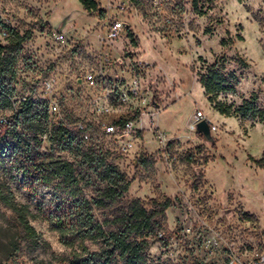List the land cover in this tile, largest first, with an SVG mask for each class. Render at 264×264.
I'll use <instances>...</instances> for the list:
<instances>
[{
	"label": "rangeland",
	"instance_id": "rangeland-1",
	"mask_svg": "<svg viewBox=\"0 0 264 264\" xmlns=\"http://www.w3.org/2000/svg\"><path fill=\"white\" fill-rule=\"evenodd\" d=\"M93 1L97 9L87 10L79 0H0L1 44L11 29L28 35L15 72L0 78V118L37 136L32 144L40 152L71 161L89 199L111 185L109 169L120 184L129 183L117 200L95 206L100 222L129 212L135 200L151 211L171 199L151 231L132 236L146 242L148 264H223L228 251L242 259L262 253L264 120L221 114L200 79L218 70L234 90L219 93L216 102L235 108L255 94L264 110V0H197L196 8L195 0ZM114 20L125 31L109 39ZM27 99L41 105L46 133L25 123ZM132 119L134 129L124 131ZM202 120L210 140L196 132ZM112 123L121 129L108 133ZM59 125L71 130L73 149L49 141ZM0 180L37 212L4 168ZM31 223L42 238L37 248L0 203V264H69L75 250L54 224L40 217ZM87 245L99 252L104 243Z\"/></svg>",
	"mask_w": 264,
	"mask_h": 264
},
{
	"label": "trees",
	"instance_id": "trees-1",
	"mask_svg": "<svg viewBox=\"0 0 264 264\" xmlns=\"http://www.w3.org/2000/svg\"><path fill=\"white\" fill-rule=\"evenodd\" d=\"M79 1L87 10L97 9L93 0ZM197 3L195 0V8ZM6 39V44L0 42V78L15 72L16 53L28 35L11 29ZM200 82L221 114L264 120V110L258 106L255 94L235 108L216 102L219 93L234 90L218 70H211L201 77ZM6 102L7 106L10 105V99L6 98ZM40 106L27 99L21 111L25 123L35 125L40 132L46 133L42 126L46 114L39 110ZM19 127L20 123L16 120H11L8 126L0 123V168H4L7 175L26 190L29 199L36 203L37 212L34 213L29 204H21L15 199L7 180H0V203L12 211L15 229L23 234L29 245L37 248L42 243L41 235L31 223L32 218L40 217L53 223L61 241L75 250L69 264H148L146 242L133 240L132 236L151 231L154 218L171 206V199L167 198L160 209L151 211L140 200H135L129 212L117 216L113 221L100 222L95 216V206L104 207L108 205L107 201L117 200L128 189L129 183L120 184L118 179L113 178L114 174L108 173L109 169L106 175L111 185L103 190L101 197L89 199L81 183L84 177L75 165L51 152H40L32 144L33 139L38 141L37 136L31 138ZM49 141L63 151L75 147L71 130L62 125L50 131ZM75 149L82 151L81 144H77ZM41 189L52 193L49 200L41 194ZM109 223H114L115 228H106ZM88 240L102 241L104 246L99 252H91Z\"/></svg>",
	"mask_w": 264,
	"mask_h": 264
},
{
	"label": "built area",
	"instance_id": "built-area-1",
	"mask_svg": "<svg viewBox=\"0 0 264 264\" xmlns=\"http://www.w3.org/2000/svg\"><path fill=\"white\" fill-rule=\"evenodd\" d=\"M125 31V24L120 20H114L107 29V36L109 39H118L122 36V34ZM50 110L51 112H57L58 106L54 103L50 104ZM198 116H202V113L199 112ZM134 119L129 120L125 122L122 126V129L124 131L132 132L134 129ZM0 123L8 126L11 124V120L8 118L1 117ZM79 129H82V126H78ZM121 129L120 124H108L106 125V131L108 133H115L118 132ZM223 264H264V251L262 253H256L254 256L250 259H242L237 254L228 251L224 255V263Z\"/></svg>",
	"mask_w": 264,
	"mask_h": 264
},
{
	"label": "water",
	"instance_id": "water-1",
	"mask_svg": "<svg viewBox=\"0 0 264 264\" xmlns=\"http://www.w3.org/2000/svg\"><path fill=\"white\" fill-rule=\"evenodd\" d=\"M196 132L202 134L204 138L208 140L211 139V130H210L209 122L207 120H202L197 124Z\"/></svg>",
	"mask_w": 264,
	"mask_h": 264
}]
</instances>
